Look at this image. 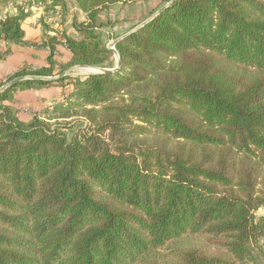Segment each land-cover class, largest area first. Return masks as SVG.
Wrapping results in <instances>:
<instances>
[{
  "label": "trees",
  "instance_id": "16d2710c",
  "mask_svg": "<svg viewBox=\"0 0 264 264\" xmlns=\"http://www.w3.org/2000/svg\"><path fill=\"white\" fill-rule=\"evenodd\" d=\"M16 1L0 0V39L22 44L32 12L17 4L4 14ZM127 1L29 0L62 14L74 3L79 36L45 39L48 65L0 87L77 65L115 68L99 20ZM128 32L116 71L0 94V264H245L264 255V0H164ZM60 43L71 56L57 65ZM68 84L47 117L26 122L12 108L19 88Z\"/></svg>",
  "mask_w": 264,
  "mask_h": 264
},
{
  "label": "crops",
  "instance_id": "0c3cea01",
  "mask_svg": "<svg viewBox=\"0 0 264 264\" xmlns=\"http://www.w3.org/2000/svg\"><path fill=\"white\" fill-rule=\"evenodd\" d=\"M31 8V15L22 23V27L25 31V42L22 44H15L0 39V80H5L6 77H9L23 68L37 69L47 66L50 48L48 45H45L43 41L50 36L58 35L62 37L64 32L72 37L79 36V33L73 25L72 14L69 18V13L62 14L59 10H46L44 6L34 5ZM73 10L81 11L77 7ZM73 10L71 9V12H73ZM64 20L65 22L63 24L62 21ZM70 56V51L63 43L57 44L55 53L57 65L67 63L70 60ZM62 93L63 88L55 85L18 91L16 96L23 97V95L30 94V96L35 95L39 98L47 99L46 102L49 104H59V101L62 99L61 95H64ZM61 102L62 101H60V103ZM19 117L21 118V116ZM21 119L28 122V120ZM28 119H30V117Z\"/></svg>",
  "mask_w": 264,
  "mask_h": 264
},
{
  "label": "rangeland",
  "instance_id": "374dc122",
  "mask_svg": "<svg viewBox=\"0 0 264 264\" xmlns=\"http://www.w3.org/2000/svg\"><path fill=\"white\" fill-rule=\"evenodd\" d=\"M163 2L164 0H129L127 2H120L117 4H113L109 8L104 10L101 13L99 24L101 25L100 30L103 32L102 33L103 38L107 42V45H109V43L112 40H115L121 37L122 35H124L126 33L125 31L128 32L129 30H131V27L135 25V22L137 20L139 21L143 17H147V15L150 13L151 10H155L159 8ZM14 3L8 4L6 6V10L8 11L14 10L13 6L17 4L24 5L26 9L29 10L30 7H32L29 4V0H17ZM69 7H70L69 18L71 17V14L73 16L76 15L78 19H81L83 17V13H81L82 11L73 10L74 8H76L74 3L71 2ZM71 9L73 10V12H71ZM6 12L4 14H6ZM62 22L64 24L65 20ZM26 69H33V68H26ZM93 72H94L93 70L77 68L76 70L68 73L67 75H70L71 77L75 78V77H82ZM7 78L8 77H6L5 80ZM56 86H61L63 88L62 94L64 95L63 96L61 95L63 100L61 99L60 101H62L61 103H65L66 102L65 97L68 96L66 94H68L71 91V85L68 84V86H62V85H56ZM29 88L24 87L14 91L13 99L11 101L14 112L17 115L21 116V118L28 120V122L31 121V119L34 116L47 117L49 110H51V108L56 105L55 103L49 104L46 102L47 99H43L41 97L39 98L35 95L30 96V94L23 95V97L21 96L18 97V95L16 96V94H18V91L27 90ZM34 89H38V88H34ZM29 117L30 119H28ZM81 126H82L81 123H76L75 125H73L71 129L68 131L69 138L74 136L75 133H77V131L79 130V127ZM257 215L264 216V207L257 212ZM245 264H264V255L260 254L257 250L255 251L254 259L247 261V263Z\"/></svg>",
  "mask_w": 264,
  "mask_h": 264
},
{
  "label": "water",
  "instance_id": "95a60500",
  "mask_svg": "<svg viewBox=\"0 0 264 264\" xmlns=\"http://www.w3.org/2000/svg\"><path fill=\"white\" fill-rule=\"evenodd\" d=\"M165 8V6H163L162 8H160L159 10H157L150 18H148L146 21H144L143 23H141L140 25H138L136 28H134L131 32H133L134 30L140 28L141 26H143L144 24H146L148 21H150L151 19H153L155 16H157L159 14L160 11H162ZM130 33V32H128ZM127 33V34H128ZM112 40L109 45L108 48L110 50H112L117 58V66L115 68H98V67H91V66H84V65H77V66H73L71 68H69L68 70L57 74V75H53V76H42V75H22V76H18L16 78H13L11 80H9L8 82H6L3 86L0 87V94L10 88H12L13 86H16L18 83L20 82H24V81H38V80H42V81H57L60 78L66 76L68 73L76 70L77 68H90L92 69L94 72H109V71H116L120 65H121V60H120V56L119 53L116 50V43L123 38L125 35Z\"/></svg>",
  "mask_w": 264,
  "mask_h": 264
},
{
  "label": "bare ground",
  "instance_id": "6f19581e",
  "mask_svg": "<svg viewBox=\"0 0 264 264\" xmlns=\"http://www.w3.org/2000/svg\"><path fill=\"white\" fill-rule=\"evenodd\" d=\"M87 69L92 70V69H90V68H87Z\"/></svg>",
  "mask_w": 264,
  "mask_h": 264
},
{
  "label": "built area",
  "instance_id": "2783aa9c",
  "mask_svg": "<svg viewBox=\"0 0 264 264\" xmlns=\"http://www.w3.org/2000/svg\"><path fill=\"white\" fill-rule=\"evenodd\" d=\"M1 81H5V80H0V82H1Z\"/></svg>",
  "mask_w": 264,
  "mask_h": 264
}]
</instances>
